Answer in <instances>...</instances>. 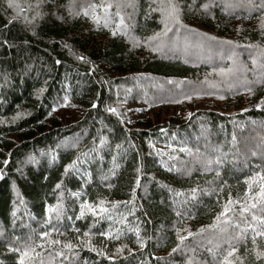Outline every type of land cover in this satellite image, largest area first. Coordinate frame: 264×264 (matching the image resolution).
I'll return each instance as SVG.
<instances>
[{
    "label": "trees",
    "instance_id": "obj_1",
    "mask_svg": "<svg viewBox=\"0 0 264 264\" xmlns=\"http://www.w3.org/2000/svg\"><path fill=\"white\" fill-rule=\"evenodd\" d=\"M12 4L0 0V264L25 250L23 264H190L207 242L208 264L233 248V264H264V161L250 154H264V79L236 83L214 55L264 64L263 0ZM174 31L200 53L162 54ZM63 97L82 110L73 122Z\"/></svg>",
    "mask_w": 264,
    "mask_h": 264
},
{
    "label": "rangeland",
    "instance_id": "obj_2",
    "mask_svg": "<svg viewBox=\"0 0 264 264\" xmlns=\"http://www.w3.org/2000/svg\"><path fill=\"white\" fill-rule=\"evenodd\" d=\"M253 2H259V0H252ZM236 2V0H235ZM234 3V2H232ZM261 3V2H260ZM229 5V4H227ZM237 5L236 3H234L232 6ZM239 5V4H238ZM237 5V6H238ZM264 5V0H263V4ZM260 5V6H261ZM241 6H239L240 8ZM172 30V28H171ZM175 33H170L167 34V37L165 39L162 40V42L160 41L158 44H160L161 47V53L166 55L170 54L171 52H175V53H183L184 55L186 53H190L191 54H199L201 51L200 47H199V40H197L196 38L192 37H188L187 35L183 34L182 32H176ZM223 52L220 54H214L215 56L221 57V59H223L222 57H226V54H229L231 57V60L233 61L234 67H233V71L230 74V78H232V80H236V83H245V81L243 80L242 76L246 73H248L249 75H254L255 71L257 72V74H259V80L264 79V64L258 60V58L255 59V62H253L255 64V67L253 68V71L247 70L246 68V64L243 65V61L241 60V55L240 53L236 52V51H232L230 54V51H228L227 49H222ZM171 53V54H172ZM252 56L249 55V58H251ZM255 58V57H253ZM219 105H222L221 102H219ZM154 112V111H158V109H154V110H147V111H143V112ZM56 112L58 113V115H60L64 121L66 122H73L74 120H76L80 114L82 113V110L74 105L67 97H63L61 100H59V102H57L56 105ZM141 114L140 111H135V114L133 115L132 119L133 120L137 115ZM146 114V113H145ZM148 114V113H147ZM255 124H251L249 126V129H251V131L253 133H255V135H257V137L260 136V131L258 128H256V126H253ZM207 150H209L210 154L212 155H216V158H213V162H215L214 164H218V162L220 161V158H224L222 155H220V152L216 149V148H208ZM193 150L189 149V148H184V153L185 154H191ZM251 157L253 158H260L262 161H264V154L260 155L256 152H250ZM208 157V156H207ZM212 158V157H210ZM206 159V158H205ZM193 161V162H191ZM199 161V163L203 164H207L206 161H202V160H197ZM194 167L195 164H197L196 160H190V162ZM204 165V164H203ZM181 163L180 165H176L177 168H181ZM206 166V165H205ZM192 167V168H193ZM207 168V167H204ZM21 204V202H20ZM19 206V205H18ZM17 206V207H18ZM22 207V205H20ZM20 206L18 207V209H20ZM204 246H208L207 249L209 250V257H208V261H202L200 259L197 258H192V260L190 261V264H208L210 262V260L212 258L215 257L216 251L213 248V242L211 243H204V245H196V247H204Z\"/></svg>",
    "mask_w": 264,
    "mask_h": 264
},
{
    "label": "snow or ice",
    "instance_id": "obj_3",
    "mask_svg": "<svg viewBox=\"0 0 264 264\" xmlns=\"http://www.w3.org/2000/svg\"><path fill=\"white\" fill-rule=\"evenodd\" d=\"M9 4H10V6H14L12 4V0H9ZM105 7H107V6H105ZM85 14H87V13H85ZM176 19L179 20L178 15H177ZM113 34H115V33H113ZM81 59H84V58L81 57ZM256 107H260V105L257 104ZM109 111H114V109H109ZM5 163H7V161H5ZM262 179H264V178H262ZM261 193H264V183L261 184ZM258 195H259V193H258ZM82 208H83V206H82ZM89 210L95 211V209L91 208V206H89ZM227 211H228V205L226 204L224 206V212H227ZM224 212H221L220 215H224ZM262 219H264V218H262ZM42 235H47V233H43ZM105 235H109V233H105ZM189 235H191V233H189ZM256 235L264 236V231L257 232ZM179 239L183 240L184 237L180 236ZM65 247H72V245L66 244ZM16 251H19V249H16ZM235 251H236V249L233 248L230 252H228L227 255L224 257V260H223L222 264H233V261L230 260L228 257H230L232 255V253H234ZM27 255H28V251L27 250H25V252L21 254V256H20L21 264H23L24 256H27ZM60 255H63V253H60ZM257 256H258V258L260 256H264V251L257 253ZM109 259H111V257H109Z\"/></svg>",
    "mask_w": 264,
    "mask_h": 264
}]
</instances>
